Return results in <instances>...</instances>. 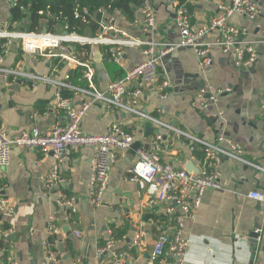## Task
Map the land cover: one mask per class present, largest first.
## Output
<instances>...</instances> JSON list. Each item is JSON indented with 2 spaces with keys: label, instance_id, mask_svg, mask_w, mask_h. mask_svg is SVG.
<instances>
[{
  "label": "crops",
  "instance_id": "0c3cea01",
  "mask_svg": "<svg viewBox=\"0 0 264 264\" xmlns=\"http://www.w3.org/2000/svg\"><path fill=\"white\" fill-rule=\"evenodd\" d=\"M231 1L193 0L186 8L191 22L201 28L216 17L218 3L227 5ZM254 1L259 7L257 19L248 20L237 14L229 19L230 24L247 29L245 39L252 43L256 55L254 67L252 64L239 67L232 54H223L216 48L208 53L209 65L191 48H172L157 68V84L169 83L167 97L161 98L156 84H147L138 103L148 115L207 144L222 148L229 147L226 141L236 144L244 162L220 155L211 160L204 155L200 160L193 154L189 139L154 128L131 113L92 105L81 121L83 133L102 135L117 123L133 134L134 144L139 146L118 154L98 206L92 205L89 198L92 149L70 148L69 159L60 168L63 182L55 189H46L45 178L54 163L52 154L45 155L37 148L12 147L9 163L0 173V197L13 207V215L0 211V233L10 229L0 262L6 263L11 257L15 264H49L42 242L51 240L61 264H111L113 252L126 254L122 264H148L144 255H149L160 235H172L176 231L175 217L164 214V204L150 203L153 195L148 185L131 183L127 178L139 158L137 151H150L155 135L159 134L162 135L160 164L184 170L185 163L191 162L199 172H218L219 188L204 191L194 217L184 220L180 229L181 235L189 239L185 264H264V206L248 197L251 191L264 194V0ZM176 2L182 5L184 0ZM12 8L6 0H0V28L29 31L27 13L24 12L20 21H13ZM83 10L88 12L82 8L81 13ZM99 12L102 16L98 22L95 17ZM145 12L153 17L151 27L146 24ZM175 15L176 7L171 0H145L133 21L126 20L118 10L89 13L90 19L105 28V35L122 31L144 43L139 47L124 46L121 65L109 59L110 47L106 45L90 44L91 51L86 53L84 49H77L80 44H65L64 53L89 63L97 89L104 92L111 81L122 78L145 60L143 51L148 45H153L158 54L166 51L167 45L179 43ZM13 23L17 24L13 26ZM43 30L54 34L66 32L61 23L49 27L45 20L40 22L37 31L29 32ZM216 37V33H211L209 40ZM5 43L6 40L0 39V68L60 81L69 75L70 85L86 87L80 66L37 54L27 55L17 40L8 46ZM109 64L116 65L124 75L108 69ZM76 70L78 77L74 79ZM19 80L12 83L0 73V133L13 139L32 129L45 132L68 122L64 113L55 110L56 91L52 85L23 76ZM206 87L225 92L215 104L204 106L205 97L199 98L196 94ZM64 94L71 96L72 91L64 89ZM86 100L77 96L74 106L79 107ZM220 137L223 142L218 141ZM60 193L75 198L74 214L58 203ZM155 214L167 218L163 221L150 218ZM49 226L53 227L51 232ZM136 233H141L142 238L139 245L131 248L128 242ZM255 233L256 238L250 237ZM109 239L114 241L113 250L100 253Z\"/></svg>",
  "mask_w": 264,
  "mask_h": 264
},
{
  "label": "built area",
  "instance_id": "2783aa9c",
  "mask_svg": "<svg viewBox=\"0 0 264 264\" xmlns=\"http://www.w3.org/2000/svg\"><path fill=\"white\" fill-rule=\"evenodd\" d=\"M6 1L12 7L18 5L17 0ZM171 1L176 7L175 26L180 35L179 43L175 46L167 45V50L158 54L154 52L153 45H148L149 47L143 51L145 60L126 72L122 78L111 81L104 92L99 91L94 83V70L91 65L65 54V44L106 45L110 47L109 59L121 65L123 47H139L144 45L143 42L130 38L122 31L105 35V28L101 24H99L96 37L82 36L75 33L68 34L67 32L54 34L0 28V39L6 40L5 46H8L12 40H17L21 42L22 50L27 55L37 54L48 60L58 59L59 61L72 62V64L83 69L82 78L86 81V87H74L68 82L69 75L64 76L65 81H60L50 77L29 75L16 69L0 68V73L5 78H10L12 83L23 76L52 85L56 91L54 96L55 110L64 113L68 119L65 125H56L45 132L32 129L30 132L23 133L13 139H9L5 134L0 133V173L9 163L12 147L37 148L45 155L52 154L54 158V163L44 183L46 189H55L63 182L60 176V168L69 159V149L74 146L88 147L93 151L90 161L89 198L92 205L98 206L107 188L111 166L117 161L120 152L132 148L134 137L131 132L117 123L112 124L107 132L102 135L83 133L80 128L81 121L88 109L96 104L102 105L108 110L118 109L122 112L131 113L154 128L159 127L189 139L193 145L203 147L204 155L209 160L220 155L244 162L239 156L241 150L236 144L226 141L229 145L228 148L207 144L195 136L173 128L158 117L148 115L139 108L138 103L143 86L147 84H156V88L162 93L161 98L165 99L167 97L166 89L169 83L162 81L157 84V68L162 62V57L170 52L172 48L180 46L193 49L205 65L210 64L208 53L216 48L223 54H232L237 66H251L256 55L252 43L245 39L248 31L245 28L230 24L229 19L235 14L248 20L257 19L259 16L258 4L254 0H232L227 5L218 3L216 17L209 25L198 28L191 22L190 14L186 8V5L193 0H184L182 5L174 0ZM145 15L148 27L153 26V17L146 12ZM82 16L88 17L89 13L83 10ZM14 24L17 23H13V26ZM211 33H216L217 37L210 41L209 36ZM3 52H6V49H3ZM1 59L0 57V61ZM64 89L71 90L72 95L63 96L62 90ZM224 92L223 90L206 87L199 90L196 96L199 98L205 97L203 105L207 106L208 104H215L218 97ZM77 96L87 99L81 102L79 107L74 106V98ZM218 141L223 142L224 139L220 137ZM161 142L162 135L157 134L153 139L150 151H137L139 158L131 168L127 180L131 183H145L148 185L153 195L150 203L164 204V214L175 217L176 231L172 235L162 234L157 238L149 253L148 264H185L184 255L189 246V239L181 235L180 229L184 220L194 217L195 211L201 204L204 191L207 188H219L218 172L204 170L199 174H190L185 170H176L169 165L160 164L158 152L162 149ZM191 148L193 150V146ZM257 168L260 167L257 166ZM248 197L264 206V194L259 191H251ZM58 203L67 209L69 213L74 214L76 212L74 197H65L60 193ZM0 209L4 215H13V207L8 200L2 197H0ZM178 212L179 214H177ZM52 229V226L48 227L49 232ZM9 234L10 229L0 233V242L7 243ZM141 238L142 234L136 233L128 242L129 247L133 248L139 245ZM42 246L49 264H61L60 258L52 249L50 242L43 241ZM113 246L114 241L109 239L105 247L100 249L99 252L112 251ZM1 251L0 249V253ZM112 254L111 264H122L124 258H126L124 253L113 252ZM167 256H170L171 259H166ZM0 264L15 263L9 257L6 263L0 262Z\"/></svg>",
  "mask_w": 264,
  "mask_h": 264
},
{
  "label": "trees",
  "instance_id": "16d2710c",
  "mask_svg": "<svg viewBox=\"0 0 264 264\" xmlns=\"http://www.w3.org/2000/svg\"><path fill=\"white\" fill-rule=\"evenodd\" d=\"M176 1L179 3L183 2V0ZM144 2L145 0H17L18 5L11 9V15L13 21H20L25 14L24 12H26L29 17V24L26 29L29 31H37L40 22L45 20L49 27L57 22L61 23L68 34H88L89 36L95 37L97 36V30H99V24L95 20L90 19V17H83L81 13L82 8H87L90 14H94L97 11L112 13L114 10H118L126 20L133 21L136 11L142 7ZM25 9L26 11H24ZM77 47L79 50L84 49L86 53H90L91 51L90 45ZM107 68L119 76L124 75L123 71L116 65L109 64ZM77 77L78 71L76 70L74 72V79H77ZM64 96L66 95L64 94ZM200 147L193 145V154L198 159L203 160L204 149L202 146ZM150 218L163 221L167 216H157L155 214ZM3 226L4 228L7 227V225ZM49 241L53 246V241ZM5 245V243L0 242V249L4 250Z\"/></svg>",
  "mask_w": 264,
  "mask_h": 264
},
{
  "label": "water",
  "instance_id": "95a60500",
  "mask_svg": "<svg viewBox=\"0 0 264 264\" xmlns=\"http://www.w3.org/2000/svg\"><path fill=\"white\" fill-rule=\"evenodd\" d=\"M101 16H102V14L99 12V13H97L96 14V20L99 22L100 20H101ZM43 32H45V30H43ZM254 65H255V62L254 63H252V67H254ZM17 81H20V80H17ZM146 128H149L151 131H152V129H151V127H148V126H145V129ZM133 146L134 147H138L139 145L138 144H133ZM185 168H184V170L185 171H187L188 173H190V174H199V169H196L195 167H194V165L191 163V162H187V163H185V166H184ZM256 233L254 234V235H251L250 237H255L256 238ZM144 257L146 258V259H148L149 258V255L146 253L145 255H144Z\"/></svg>",
  "mask_w": 264,
  "mask_h": 264
}]
</instances>
